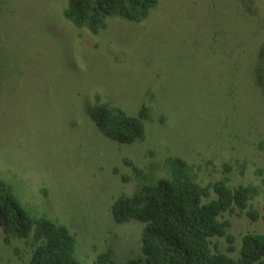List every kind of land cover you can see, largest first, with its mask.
Masks as SVG:
<instances>
[{
    "label": "rangeland",
    "instance_id": "rangeland-1",
    "mask_svg": "<svg viewBox=\"0 0 264 264\" xmlns=\"http://www.w3.org/2000/svg\"><path fill=\"white\" fill-rule=\"evenodd\" d=\"M66 4L0 0V179L28 214L66 226L83 264L108 250L127 264L142 257L143 224L114 222L111 206L144 180L125 161L161 176L167 157H181L203 186L224 163L244 164L229 185L260 188L259 218L224 213L228 233L237 249L244 234L264 233V0H158L141 22L109 18L96 35L65 19ZM95 96L163 120L118 144L90 116ZM4 237L0 228V264H28L31 239ZM212 242L225 251L224 239Z\"/></svg>",
    "mask_w": 264,
    "mask_h": 264
},
{
    "label": "trees",
    "instance_id": "trees-1",
    "mask_svg": "<svg viewBox=\"0 0 264 264\" xmlns=\"http://www.w3.org/2000/svg\"><path fill=\"white\" fill-rule=\"evenodd\" d=\"M157 4L158 0H67L63 16L74 27L96 35L107 27V19L141 22ZM258 55L264 63V43ZM256 83L262 87L261 75H257ZM148 110L144 105L136 116H129L110 101L95 96L89 113L103 135L118 144L131 145L145 139L144 121L163 120ZM125 163L132 167L134 180H144L138 190L119 197L111 206L114 222L137 220L143 224L142 257L127 264H264V233L244 234L237 249L235 237L228 233L231 222L224 218L227 212H244L252 221L259 218L251 202L260 195V188L229 185L227 174L233 169L242 174L244 164L224 163L219 180L203 186L197 167L181 157H167L159 166L161 176H156L154 169L144 172L129 161ZM121 179L127 182L131 177L124 175ZM0 228L5 244H9V236L26 242L31 239L28 264H83L75 255L77 241L68 228L46 216L31 217L10 185L1 179ZM215 238L225 240L224 252L212 242ZM234 253L236 258L231 256ZM92 264L117 263L108 250L98 254Z\"/></svg>",
    "mask_w": 264,
    "mask_h": 264
}]
</instances>
